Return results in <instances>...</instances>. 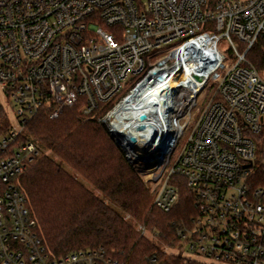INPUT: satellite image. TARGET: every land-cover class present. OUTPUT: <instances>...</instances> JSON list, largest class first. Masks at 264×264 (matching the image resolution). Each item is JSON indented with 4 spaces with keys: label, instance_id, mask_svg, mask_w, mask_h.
I'll use <instances>...</instances> for the list:
<instances>
[{
    "label": "built area",
    "instance_id": "2783aa9c",
    "mask_svg": "<svg viewBox=\"0 0 264 264\" xmlns=\"http://www.w3.org/2000/svg\"><path fill=\"white\" fill-rule=\"evenodd\" d=\"M258 48L264 0H0V111L10 122L0 127V264H122L104 247L53 255L18 185L43 154L27 124L71 108L106 125L129 163L156 175L146 178L156 209L172 212L183 184L192 197L195 215L170 242L138 226L161 244L148 264H264V187L254 182L264 164ZM128 100L122 120L139 136L129 143L113 124Z\"/></svg>",
    "mask_w": 264,
    "mask_h": 264
},
{
    "label": "trees",
    "instance_id": "16d2710c",
    "mask_svg": "<svg viewBox=\"0 0 264 264\" xmlns=\"http://www.w3.org/2000/svg\"><path fill=\"white\" fill-rule=\"evenodd\" d=\"M251 59L258 69L264 68L262 48ZM8 126L7 115L0 111V127L7 130ZM26 130L53 155L41 154L18 181L53 255L104 247L122 264H148V257L159 254L160 246L142 237L137 226L155 230L170 242L176 227L195 215L184 184L172 212L156 209L153 186L138 176L104 125L96 118L82 117L77 108L65 109L57 119L43 111ZM254 178L256 186L264 187L263 163Z\"/></svg>",
    "mask_w": 264,
    "mask_h": 264
},
{
    "label": "rangeland",
    "instance_id": "374dc122",
    "mask_svg": "<svg viewBox=\"0 0 264 264\" xmlns=\"http://www.w3.org/2000/svg\"><path fill=\"white\" fill-rule=\"evenodd\" d=\"M219 48H220V50L223 52V54L225 55V63H226L227 68L232 67V66L234 65L235 58H234V56H233V53H232L231 50H230V47H229L228 43H227L226 41H222L221 44L219 45ZM207 98H208L207 92H203L202 95L200 96L199 101H200L201 103H203V102H205V101L207 100ZM5 104H6V103H5ZM6 108H7V111H8V113H9V118H10V120H11L13 126H17L18 121H17L16 117H15L14 114H13V109H12V107H11L10 105H7ZM101 124H102V123H101ZM103 125H104V124H103ZM104 127L107 129L106 125H104ZM111 137H112V136H111ZM42 148H43V147H42ZM43 154H45V155H47V156H49V155H50V156H53L51 151H48V152H47V150H45L44 148H43ZM127 155H128V154H126V156H127ZM136 169H137V174H138V176H140V178H142V180H143L146 184H148L149 186H153V184H152L151 182H147V181H146V178H147L146 175H150V174H148L149 172L146 170L145 167L142 166L141 163H136ZM82 182L84 183V185H85L86 187H88L90 190H92L95 194L100 195V193H99L98 191L94 190V188H93L89 183H87V182L84 181V180H82ZM137 228H138V226H137ZM150 230H152V229H150ZM145 239H146V238H145ZM147 240H148V239H147ZM149 241H151V242H153V243H155V244L161 246V244H160V242H159L158 240H154V239H152V240H149ZM175 252H177V253H179V254L188 255V253H186L185 251L176 250Z\"/></svg>",
    "mask_w": 264,
    "mask_h": 264
},
{
    "label": "bare ground",
    "instance_id": "6f19581e",
    "mask_svg": "<svg viewBox=\"0 0 264 264\" xmlns=\"http://www.w3.org/2000/svg\"><path fill=\"white\" fill-rule=\"evenodd\" d=\"M127 106L125 108L120 109L119 114H116L114 116V122L113 124L115 125V127L118 130H121L124 133H128L129 132V122H123V118L126 116L127 111H129V100L127 101ZM156 175H148V179H152L155 178Z\"/></svg>",
    "mask_w": 264,
    "mask_h": 264
},
{
    "label": "water",
    "instance_id": "95a60500",
    "mask_svg": "<svg viewBox=\"0 0 264 264\" xmlns=\"http://www.w3.org/2000/svg\"><path fill=\"white\" fill-rule=\"evenodd\" d=\"M157 73H158L157 70L153 71V74H157ZM145 119H146V115H144V114H138V115L135 116V120L136 121H140L141 122V121H144ZM124 139L127 140L128 143H129V141L135 142V141H137L139 139V136L137 134H135V133H131L130 136H129V133H128V135H126L124 137Z\"/></svg>",
    "mask_w": 264,
    "mask_h": 264
}]
</instances>
